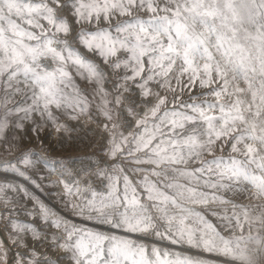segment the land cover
<instances>
[{
    "label": "snow or ice",
    "instance_id": "snow-or-ice-1",
    "mask_svg": "<svg viewBox=\"0 0 264 264\" xmlns=\"http://www.w3.org/2000/svg\"><path fill=\"white\" fill-rule=\"evenodd\" d=\"M0 145V264H264V0H0Z\"/></svg>",
    "mask_w": 264,
    "mask_h": 264
},
{
    "label": "rangeland",
    "instance_id": "rangeland-1",
    "mask_svg": "<svg viewBox=\"0 0 264 264\" xmlns=\"http://www.w3.org/2000/svg\"><path fill=\"white\" fill-rule=\"evenodd\" d=\"M80 51L87 55V57L91 60H93V62L101 65L103 67V61L100 59V57L98 55H95L93 53H88L87 49H84L83 47H80ZM78 82L83 85L85 82L84 81H80L79 78H77ZM29 135H32L31 133H29ZM73 137H76L75 142L73 143L72 148L68 151V152H60L59 148L60 145H55V148L57 149L56 151H50L49 155L50 156H56L59 157L61 155H71L74 156L75 158L72 159L70 161V163H72L73 165L79 164L81 161L87 162L90 158H91V153L95 150L93 146H89V140L91 139V134L87 131V129H82L79 132H73L71 134ZM50 139H54V137L50 138ZM46 144L48 143L47 141L45 142ZM31 146V145H28ZM3 153H4V146L0 145V158L3 157ZM53 165H47L46 167H50ZM2 166H0V171H2ZM15 180L24 185L25 187H27L29 189V192L34 194L36 197L39 198V200L43 201V203L52 211H54L55 213L64 216L68 219L71 220H75L76 222H80L78 220V218L74 217L70 211V209L66 208L64 206L63 201L61 200V198L59 196H57L55 194V190L52 188H45V187H41V188H37L35 187L30 180L24 178V177H20V176H15L14 177ZM53 179H55V177H53ZM21 220L25 221V222H30L33 223L34 225H36L37 227H42V221L39 218V216L33 218V217H29V216H21L20 217ZM90 227H94V225L89 224ZM101 230H105L108 231L109 229H107L104 226H100ZM2 235H0V240H4L7 241L8 237L5 233L0 232ZM15 251V249H14Z\"/></svg>",
    "mask_w": 264,
    "mask_h": 264
},
{
    "label": "bare ground",
    "instance_id": "bare-ground-1",
    "mask_svg": "<svg viewBox=\"0 0 264 264\" xmlns=\"http://www.w3.org/2000/svg\"><path fill=\"white\" fill-rule=\"evenodd\" d=\"M0 235H2V234L0 233Z\"/></svg>",
    "mask_w": 264,
    "mask_h": 264
}]
</instances>
